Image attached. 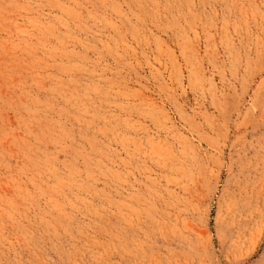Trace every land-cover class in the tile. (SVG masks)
I'll return each instance as SVG.
<instances>
[{
	"label": "rangeland",
	"instance_id": "1",
	"mask_svg": "<svg viewBox=\"0 0 264 264\" xmlns=\"http://www.w3.org/2000/svg\"><path fill=\"white\" fill-rule=\"evenodd\" d=\"M0 264H264V0H0Z\"/></svg>",
	"mask_w": 264,
	"mask_h": 264
},
{
	"label": "bare ground",
	"instance_id": "2",
	"mask_svg": "<svg viewBox=\"0 0 264 264\" xmlns=\"http://www.w3.org/2000/svg\"><path fill=\"white\" fill-rule=\"evenodd\" d=\"M47 113V112H46Z\"/></svg>",
	"mask_w": 264,
	"mask_h": 264
}]
</instances>
